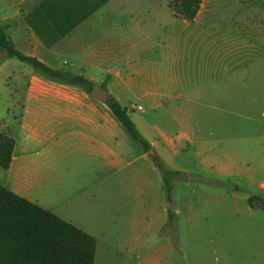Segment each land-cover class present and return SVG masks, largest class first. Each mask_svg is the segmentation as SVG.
Wrapping results in <instances>:
<instances>
[{"label": "crops", "instance_id": "1", "mask_svg": "<svg viewBox=\"0 0 264 264\" xmlns=\"http://www.w3.org/2000/svg\"><path fill=\"white\" fill-rule=\"evenodd\" d=\"M262 1L202 0L190 21L169 0H0L19 52L106 89L152 147L83 88L1 53L0 135L14 150L0 184L94 237L107 223L173 219L153 158L170 170L195 156L205 171L235 175L206 131L219 114L250 112L253 87L264 91Z\"/></svg>", "mask_w": 264, "mask_h": 264}, {"label": "rangeland", "instance_id": "2", "mask_svg": "<svg viewBox=\"0 0 264 264\" xmlns=\"http://www.w3.org/2000/svg\"><path fill=\"white\" fill-rule=\"evenodd\" d=\"M249 95L250 112L219 114V125H207L235 175L205 171L195 156L168 164L183 170L171 181L172 202L163 195L174 218L95 227V264H264V91Z\"/></svg>", "mask_w": 264, "mask_h": 264}, {"label": "trees", "instance_id": "3", "mask_svg": "<svg viewBox=\"0 0 264 264\" xmlns=\"http://www.w3.org/2000/svg\"><path fill=\"white\" fill-rule=\"evenodd\" d=\"M175 15L193 21L202 0H169ZM16 58L34 67L44 77L59 83L78 86L91 93L94 83L66 69H53L39 60L19 52L0 23V54ZM107 105L130 137L145 152L151 145L143 137L129 111L114 97ZM14 139L0 135V167L8 169ZM164 179L167 201L172 202L171 181L181 172L171 171L159 157H154ZM169 216L173 214L169 212ZM97 240L94 236L59 218L40 206L14 194L0 184V264H95Z\"/></svg>", "mask_w": 264, "mask_h": 264}, {"label": "water", "instance_id": "4", "mask_svg": "<svg viewBox=\"0 0 264 264\" xmlns=\"http://www.w3.org/2000/svg\"><path fill=\"white\" fill-rule=\"evenodd\" d=\"M91 96L97 100H100L103 103L110 102V96L108 94V91L99 85L94 86L91 92ZM151 155H154L153 151H151Z\"/></svg>", "mask_w": 264, "mask_h": 264}, {"label": "built area", "instance_id": "5", "mask_svg": "<svg viewBox=\"0 0 264 264\" xmlns=\"http://www.w3.org/2000/svg\"><path fill=\"white\" fill-rule=\"evenodd\" d=\"M136 109H138L139 111H142V107H136Z\"/></svg>", "mask_w": 264, "mask_h": 264}]
</instances>
